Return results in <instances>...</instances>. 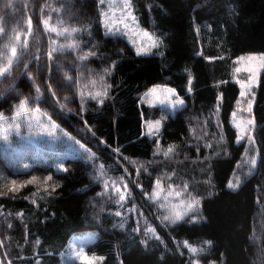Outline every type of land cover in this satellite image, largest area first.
Returning a JSON list of instances; mask_svg holds the SVG:
<instances>
[{
	"label": "trees",
	"instance_id": "16d2710c",
	"mask_svg": "<svg viewBox=\"0 0 264 264\" xmlns=\"http://www.w3.org/2000/svg\"><path fill=\"white\" fill-rule=\"evenodd\" d=\"M132 1L140 26L161 37L163 55L137 56L123 37L104 34L98 0H0V48L15 40L28 45L20 49L22 55L11 72L0 73L4 95L0 111L9 113L19 98L31 96L29 107L59 113L53 119L61 128L95 153V159L65 156L61 165L67 171L56 170L52 159L15 169L0 155V193H7L0 195V257L4 264L8 259L12 264H37V260L77 264L62 263L59 253L74 232L96 229L98 237L87 251L102 255L100 264H188L187 249L178 247L184 240L197 246L212 241L196 257L200 264H264V70L253 109L259 150L256 169L237 189L227 187L244 151V144H236L229 121L239 91L229 79L230 62L243 53L264 52V0ZM49 25L74 31L75 47H54L65 37ZM50 50L51 60L47 59ZM106 69H110L104 77L111 85L108 98L97 104L86 97L84 111L81 90L90 91L89 81L104 76ZM37 84L39 99L33 88ZM155 84L174 87L184 107L171 115L157 107L139 106L140 94ZM218 94L222 100L217 113ZM66 99L71 102L65 104ZM144 118L161 120L158 139L162 147L176 145L172 156H154L156 139L142 134ZM192 131L206 133L204 139ZM131 161L149 162L146 170L138 172L143 190L165 169L188 181L189 189L201 199L205 219L190 223L187 217L176 225H159L163 244L155 239L141 244L138 234L117 226L113 206L93 176L101 164L111 169L122 163L133 179ZM48 175L59 184L51 196L42 185L38 191L36 184L8 192L13 179L26 182L37 176L42 181ZM132 179L129 188L138 195Z\"/></svg>",
	"mask_w": 264,
	"mask_h": 264
},
{
	"label": "snow or ice",
	"instance_id": "6c2138e0",
	"mask_svg": "<svg viewBox=\"0 0 264 264\" xmlns=\"http://www.w3.org/2000/svg\"><path fill=\"white\" fill-rule=\"evenodd\" d=\"M109 11L103 14L102 24L105 29V34L108 32H112L114 30H119L118 25L122 24L125 30V35L128 36L130 43L135 49V53L137 56L149 53L154 48H158L161 46L162 41L159 40L158 37L150 34L143 29H139L137 26L136 28H130L128 23H125L126 20L130 19L133 24L136 22V16L133 15L132 11V3L131 0H122V6L120 8L121 17L117 20L112 13L115 12L114 4L112 0H109ZM51 31H56L55 28H52L49 25ZM49 43H54V41H49ZM27 44H22L21 41L15 40L11 44H9L5 48H0V73H10L12 70V66L14 63L20 60L22 55L20 49L24 48L27 49ZM163 55V53H160ZM198 55H202V53H198ZM53 58V52L50 50L47 53V59L51 60ZM88 57H85L87 59ZM219 59H224L223 56L218 57ZM39 59V58H37ZM205 59L211 60V57H205ZM235 64L237 65L233 69V80L234 83L239 88V95L238 99L236 100V108L230 114V123L231 126L235 129V141L237 143L247 140L248 145L255 146L256 138H255V129L257 128L256 118L254 115V102L256 98L255 89L258 87L260 83V69L264 68V52L261 53H250L246 55H241L236 57ZM110 69L105 70V75L101 76L98 80H90L89 83L91 84V90L82 89L79 95V99L82 101L81 106L85 111V98L88 97L92 101H95L97 104H103L105 100L109 96V89L111 85L107 84L104 81V77L108 75ZM242 72L247 73L246 79L238 78L239 74ZM31 81V77L28 78ZM50 80V79H49ZM221 84L226 83L224 81L220 82ZM188 85L187 91L191 93L193 91L192 85V75L189 73L188 75ZM36 93V99H39L41 95V89L39 85L33 87ZM50 93L53 97L54 90H50ZM160 94H163L164 99H169V102L172 104L182 105L185 103L184 99L180 98L179 95L176 93L175 88L170 87H161L156 85L150 88L144 95L140 98L142 102H146L151 104L154 100L160 99ZM4 95L0 94V99H3ZM33 100L31 96L29 97H21L17 104L13 105L9 111L12 112L11 117H7L4 112H0V138L4 140H8L9 136L8 133L15 129L17 134L20 132V123L18 122L20 117H24L27 123L29 130H32L33 127L38 128L41 131H46L49 135H52L54 131L61 130L60 124L57 123L53 116H59L60 114L53 112L49 114L48 111H44L39 106L29 107V103ZM221 100L222 96L220 94L216 97V112L218 113L221 109ZM44 102V101H42ZM69 99L64 101L65 104L70 103ZM56 103V102H54ZM246 104V107L244 106ZM61 110L64 109L63 106L59 105ZM247 113V116H241L240 113ZM43 116L44 120L41 121L40 117ZM163 119V118H161ZM11 121L10 123L8 121ZM147 127V134L149 136L156 137V146L154 149V155H160L161 151H163V155L165 157H169L170 155L174 154L176 145L169 144L167 148L162 150L161 148V140L158 139L160 134V121H148L146 123ZM85 131L88 132V128L85 127ZM143 134V133H142ZM63 135L68 136L69 139L74 140L82 150L88 149V145L86 143H82L81 140L76 139L68 132H63ZM106 144V141H104ZM122 151V149H120ZM259 150L257 149V154ZM257 154L253 156L251 159L247 157V149L245 151V162L249 166V172H251L252 168L257 165ZM95 159V157H93ZM135 163V162H134ZM24 168H28L29 165H23ZM63 171H67L63 165L60 166ZM143 168V165L140 166ZM239 167V165H238ZM107 177V173L104 169L103 164L96 170L93 179H96L102 182L103 188L108 189L109 185L111 184L114 186L115 191L121 192L119 202L117 205L123 206V202L126 200L128 193L122 192L121 187L115 184V181ZM25 184H36L37 190L39 191L41 185L43 186V191L48 195L51 196L55 193L56 189L59 187V184L53 183V177L51 175L45 176L42 178V181L37 176H32L26 182H18L17 180L13 179L8 185V192H18L20 188H23ZM241 184V177L233 173V178L227 181V187L229 189L235 190ZM141 186V185H140ZM184 190L188 189V185L183 186ZM164 193V188L161 185V181L157 179L155 181V186L152 188V191L148 193L144 191V195L147 196L149 200H156L160 198ZM0 195H7L6 192L0 193ZM35 195V194H34ZM183 193L182 191H177L172 188V185H168V192L167 197L175 196L178 203L170 204V205H161L162 207H167L169 209V214L164 215L161 219L162 222H167L170 225H176L178 222L183 221L185 217H190V223H196L198 221L204 220L205 217L200 213L201 209V199L198 196L189 195L187 199H182ZM211 195V193H209ZM44 198V197H42ZM33 204L36 203L35 200L32 201ZM129 211H132L131 209ZM194 213H199V215H195ZM17 215H20L19 213ZM115 216H121L120 211L115 212ZM120 228L124 227L123 223L119 224ZM134 232L140 231L139 228L133 230ZM145 233V237L151 236L155 240L159 241L161 244L164 241L161 239L159 235H157V229L150 224H146L145 229L143 230ZM41 241L39 239L36 240V245H39ZM141 244H147V239L141 240ZM182 245L187 251L191 254V257L188 261V264H200V260L196 257L199 254L206 251L205 246L212 245V241L210 240H203L201 245H193L189 243L188 240H184ZM72 254L76 256L82 264H99L100 261L104 260V257H96L93 256L91 258L85 253L83 248L76 249L75 246H72ZM4 257L7 256L5 252ZM19 259V258H17ZM0 264H4L3 257H0ZM7 264H12V260L8 259ZM37 264H40L39 260H37Z\"/></svg>",
	"mask_w": 264,
	"mask_h": 264
},
{
	"label": "rangeland",
	"instance_id": "374dc122",
	"mask_svg": "<svg viewBox=\"0 0 264 264\" xmlns=\"http://www.w3.org/2000/svg\"><path fill=\"white\" fill-rule=\"evenodd\" d=\"M112 3L114 4V7L116 9L115 12L112 13V15H114V17L117 20H119L121 17L120 8L122 6V0H112ZM131 3H132L133 15H135V10H134V5H133L132 0H131ZM108 5H109V0H98V10H99L100 22L103 19V14H105L109 11ZM125 23H128L130 28H136L138 26L139 29H143L144 31L149 32L150 34L158 37L160 41H162L161 37L157 34V32L155 30L146 29V28L141 27L139 22H138V19H136L135 24H133V22L130 19L126 20ZM101 24H102V22H101ZM46 26L47 25L44 24V28H47ZM102 27H103V31L105 34V29H104L103 24H102ZM118 28H119V30H114L112 32H108L106 35L123 37L128 42V44L130 45V47L132 48V50L135 53V49L132 46V44L130 43L128 36L125 35V30L123 28V25L119 24ZM55 32L58 35L65 37V40L62 39V41L55 43L54 47H56L58 50L72 49L75 47L76 43L74 40H72V37L75 33L74 31L69 30V29H65V30H56ZM54 40H56V39L54 38ZM163 48L164 47H163V41H162L161 46H159L158 48H154V49H152L151 52L143 54V55H150V54L160 55V53H163ZM250 53H261V52H247V53L240 54L239 56L250 54ZM235 59H236V57L233 58L230 62L229 79L232 82H234V80H233V69H234V67L237 66L235 64ZM263 70H264V68L260 69V76H261V73ZM238 78L246 79L247 73L246 72L240 73ZM156 85H159L161 87L166 86V87L174 88L169 84H155V85L151 86L150 88H152ZM150 88L144 90L140 94V98ZM256 90H257V88L255 89V92H256ZM238 95H239V91H238ZM160 96H161L160 99L154 100L151 104L146 103V102H142L141 99L139 98L138 105L139 106H148V107H157L161 110H164V111L170 113L171 115H173L176 111L182 109L185 105V103L182 105L172 104L169 102V99L163 98V94H160ZM180 98H182V97L180 96ZM237 99H238V96H237L236 100ZM244 106L246 107V104ZM235 108H236V101H235L234 109L232 111H234ZM0 112H2V111H0ZM5 115L7 117H11L12 112L5 113ZM240 115L246 117L247 113L246 112L240 113ZM40 120L43 121L44 117L41 116ZM156 120L160 121V130H161L162 122L159 118H148V119L144 118L143 119V134L146 135L147 137L151 138V139H156V137L149 136L147 134L146 123L148 121H156ZM229 121H230V118H229ZM8 122L10 123L11 121L9 120ZM18 122L21 125L19 134H17L16 130L13 129L8 133V136H9L8 140H4L3 138H0V155L2 157H4L7 160V162L9 164H11L15 169H26L23 167V165H29V167H30L33 164V162L38 160V159H52L56 165L55 169L61 170V167H60L61 161L63 160V158L65 156H70V157H75V158H86V159H90V158L93 159V157H95V153L91 149L88 148L86 150H82L80 148V146L74 140L69 139L68 136H66V135H63V132H66V131L62 128L59 131H54L52 135H49L48 132L41 131L35 127H33L32 130H29L27 123L25 121V118L23 116L19 118ZM192 134L196 135L197 138H200L199 140H201V139H204L203 135L205 136L206 133L203 132V135L201 136V135H198L196 133L194 134V132L192 131ZM213 134H212V136H213ZM240 143L244 144V151H243V154L241 156V159L237 162L236 167L230 176V179L233 178V173H235L236 175H239L241 177V181H242L244 178L252 175L256 169V166H255L254 168H252L251 172H249V166L245 162V151L247 149V157L249 159H251L253 156H255L257 154L258 145H257V142H256L255 146L248 145L246 139L239 142V143L236 142V144H240ZM155 146H156V144H155ZM161 148L163 150L164 148H167V147L161 146ZM154 149H155V147H154ZM175 151H176V149H175ZM258 154H257V160H258ZM172 155H170V156H172ZM154 156L157 157V155H154ZM158 156L168 158V157H165L163 155V151H161V154ZM134 162L131 161V162H129V164L135 170L134 174H133V179L135 180V183L139 188L138 195H136L133 191L130 190L129 181H130V179H132L131 175H130V170L127 166H125L122 163H119V165H113V168H111V169L104 166V169L107 173L106 178L114 180L115 184L119 185L121 187L122 192L128 193L126 200L123 202V206L117 205V203L119 202L121 192L115 191L114 186H112L111 184L109 185L108 189H104L103 185H102V191L101 192H102L103 197L106 198L112 204V206H113V209H111L112 214L115 216L116 211L121 212V216H119V217L115 216L117 226H119L120 223H123L124 227L127 226L128 228H130L132 230V232H134L133 231L134 229L139 228L140 231H136L134 233L138 234L141 239L142 238H143V240L147 239V241H148V240L154 239V238H152L151 236L146 238L144 236L145 233L143 230L145 229L146 224H150L151 226H153L155 228H157L159 225L164 226V227L170 225V224H167V222H162L161 218L164 215L169 214V209L167 207H162L161 205L167 206V205L179 202L175 196L167 197V199H165V197L167 196V192H168V185H172V188L177 190V191H182V193H183V195L181 197L182 199H187L189 195H193L194 197L197 195H195L194 192L189 189L188 181H186V180L180 181V179H176V177L174 175L175 173L170 172V171H166V169H165L164 172L157 173V175L155 176V178L152 181L150 188L147 190V192L150 193L152 191V188L155 186V181L157 179H159L161 181L162 187L164 188L163 195L156 200H149L147 198V196L144 195V191H146V190H143L141 188L142 186H140L141 183H140V179H139V175H138V172L140 170H146L148 168L149 162H144V161H134ZM141 165H143V168L140 167ZM238 165H239V167H238ZM109 170H111V171H109ZM173 177L175 178V180ZM101 184H102V182H101ZM185 184L188 185L187 190L183 189V186ZM130 209L132 211H129ZM185 218H187V217H185ZM97 237H98V231L96 229L74 232L70 236V238H69L66 246L64 247V249L61 250V252L59 253V258H60L61 262L62 263L82 264V262L76 256H74L72 254V246H75L76 249L83 248L85 250V253L88 255L89 258H91L93 256L101 257L102 255L90 253L87 251L88 245L93 243L97 239ZM180 246H183V245L178 244V247H180ZM188 254L191 256V254L189 252H188ZM101 262L102 261H100L99 264ZM210 264H215V263L211 262Z\"/></svg>",
	"mask_w": 264,
	"mask_h": 264
}]
</instances>
